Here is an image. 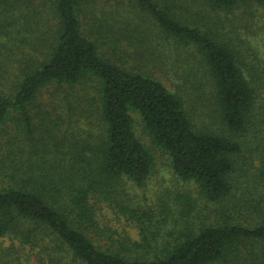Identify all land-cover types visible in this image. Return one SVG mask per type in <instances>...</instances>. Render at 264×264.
Segmentation results:
<instances>
[{"label": "trees", "instance_id": "obj_1", "mask_svg": "<svg viewBox=\"0 0 264 264\" xmlns=\"http://www.w3.org/2000/svg\"><path fill=\"white\" fill-rule=\"evenodd\" d=\"M186 1L0 0V239L39 251L41 264H264V81L238 34L264 0ZM156 44L199 56L208 126L145 70L168 57ZM87 100L95 130L81 125ZM131 114L211 216L194 222L184 195L175 209L122 205L155 164ZM103 200L136 241L109 233L96 245L109 232L97 223Z\"/></svg>", "mask_w": 264, "mask_h": 264}, {"label": "rangeland", "instance_id": "obj_2", "mask_svg": "<svg viewBox=\"0 0 264 264\" xmlns=\"http://www.w3.org/2000/svg\"><path fill=\"white\" fill-rule=\"evenodd\" d=\"M184 2L186 3L187 1L184 0ZM250 11L251 17L246 18L244 16L243 21L239 22L238 34L244 43L242 45L246 48V61L251 64L253 68L258 70L264 81V11L257 7L252 8ZM102 16L104 17V15ZM221 19H232L235 23V20L241 18L239 14L237 15L235 13L222 14ZM132 25H134V27L146 26L144 23H138L137 25L132 23ZM150 36H152V34ZM156 48L161 56L168 57L162 59V64H157V61L156 64H149V62H147L145 64V70H152L155 77L162 80L168 89L173 92H179L187 111L192 114L196 122L201 126H208L210 124L208 116V106L210 104L204 100L202 101L199 88L195 90L200 81H197L200 77V68L198 65L199 56L191 51V49H183L175 44H156ZM261 85L262 90L259 92V105H263L264 107V82ZM90 86L91 85H88V87ZM80 88L84 89V87ZM80 88H76V92L83 95ZM48 93L49 91L46 90L41 96L42 104H46L45 109H49L50 104H48V102L53 99L50 93ZM86 95L92 98L94 94H92L91 89H89ZM88 101L89 100L80 101L79 103V109L87 113L86 118L82 117L84 123H81V125L86 129L95 130V118L94 116L92 117L93 114H90V112L94 111V107L91 102ZM131 115L134 120V134L142 144L149 148L154 157L155 164L153 172L143 187L139 189L128 187L125 192V203H122L121 199H117V203L120 204L119 202H121L122 205L140 207L141 209L151 208L157 210L161 206L175 209L178 208L177 198L184 195L192 200L194 215L192 219L194 218V222L197 219L202 220L207 216H211L215 208L204 203L201 198H199L193 185L181 183L173 176L168 167L167 156L150 145L148 138L142 131L139 117L137 114ZM114 205V203L104 200L95 205L97 210V223L100 229L109 231H104L103 235H99L100 237L97 236V240L92 237L96 245L102 249L109 246L106 240L109 233L115 234V237L112 236V238L126 237L134 241L138 239V231L135 225H133L131 221L126 220V218L116 210ZM39 253V251L28 246L21 245L17 240H11L7 237L0 239V264H41L38 259ZM40 255L42 256L41 253Z\"/></svg>", "mask_w": 264, "mask_h": 264}]
</instances>
